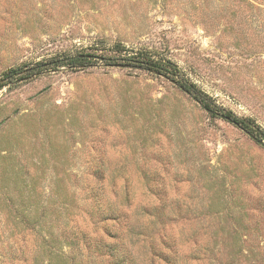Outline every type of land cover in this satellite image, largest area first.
I'll use <instances>...</instances> for the list:
<instances>
[{
	"label": "rangeland",
	"instance_id": "rangeland-1",
	"mask_svg": "<svg viewBox=\"0 0 264 264\" xmlns=\"http://www.w3.org/2000/svg\"><path fill=\"white\" fill-rule=\"evenodd\" d=\"M116 44L170 60L264 129V0H0V73ZM4 166L12 180L38 177L27 209L50 199L43 188L56 206L88 208L91 175L119 199L130 193L137 264H167L154 254L170 253L163 229L180 264H264V148L169 76L63 66L0 87V192L15 186ZM0 264L39 262L6 246Z\"/></svg>",
	"mask_w": 264,
	"mask_h": 264
},
{
	"label": "trees",
	"instance_id": "trees-1",
	"mask_svg": "<svg viewBox=\"0 0 264 264\" xmlns=\"http://www.w3.org/2000/svg\"><path fill=\"white\" fill-rule=\"evenodd\" d=\"M96 65L134 67L169 76L210 116L232 123L264 148V129L253 119L238 116L217 104L188 78L179 74L178 67L170 60L155 59L149 54L127 49L121 44L100 53L94 47L63 52L28 68L9 67L0 73V87L63 66L69 70H82ZM1 170L6 173L3 178H9L15 184L13 188L8 186V189L0 192V210L11 218L0 223L1 251L7 246L13 258L17 251L22 254L27 251L39 264H137L132 239L134 235H142L143 232H135L132 226L131 221L135 219L130 209V193H121L119 199L116 192L108 193L103 190L100 176L91 175L85 185L88 208L56 206V199L52 203V195L50 197L52 190L43 188L42 191H37V195L50 199L47 200L48 203L38 200L37 209L32 210L27 209L24 202L30 194H36L38 177L14 175L16 178L12 180L7 166ZM32 211L34 212L31 213ZM161 234L163 241L160 240V243L170 253L154 254L167 264H180L175 239L165 229L161 230ZM18 240L22 242L19 247L16 243ZM148 247L153 252L156 245L149 241Z\"/></svg>",
	"mask_w": 264,
	"mask_h": 264
}]
</instances>
